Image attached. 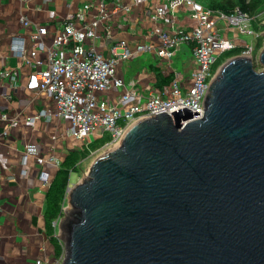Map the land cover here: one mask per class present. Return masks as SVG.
Masks as SVG:
<instances>
[{"label":"water","instance_id":"water-1","mask_svg":"<svg viewBox=\"0 0 264 264\" xmlns=\"http://www.w3.org/2000/svg\"><path fill=\"white\" fill-rule=\"evenodd\" d=\"M258 59L228 58L203 116L133 122L69 185L64 264H264V47Z\"/></svg>","mask_w":264,"mask_h":264},{"label":"crops","instance_id":"crops-1","mask_svg":"<svg viewBox=\"0 0 264 264\" xmlns=\"http://www.w3.org/2000/svg\"><path fill=\"white\" fill-rule=\"evenodd\" d=\"M101 1L109 11L118 2L128 4L130 9L117 10L102 21L99 36L79 46L71 42L69 48L85 50L95 45L108 55L110 45L118 39L127 40L132 47L140 42L156 44L154 30L158 27L189 31L196 25L186 6L175 12L174 20L167 7L166 17L158 19L156 8L165 5L163 0H0V264H36L38 259L54 262L63 253L59 228L47 213L49 188L73 151L86 150L106 136L97 135L82 145L70 132V117L55 114L54 97L39 91L32 82L33 64L45 60L46 55L40 51L36 58L30 56L34 44L30 36L37 26L45 25L49 33L44 40L50 43L69 14L88 2L97 7ZM96 12H89L88 20ZM23 16L30 24L22 22ZM107 27L111 28L112 38ZM218 28L226 38H230L228 33H232V38L239 34V29L225 19L218 20ZM16 38L24 40L32 63L12 52ZM245 41L240 36L239 43ZM193 67V44L182 45L171 60L161 58L154 50L136 54L118 66L125 85L110 89L104 98L118 103L122 92L134 88L136 94L122 103L127 107L144 103L154 90L169 96L177 76L186 91ZM29 145L36 149L32 154L27 151ZM43 173L48 174L47 181L42 178Z\"/></svg>","mask_w":264,"mask_h":264},{"label":"built area","instance_id":"built-area-1","mask_svg":"<svg viewBox=\"0 0 264 264\" xmlns=\"http://www.w3.org/2000/svg\"><path fill=\"white\" fill-rule=\"evenodd\" d=\"M146 2L149 0H138ZM165 5H158L156 17L165 18L168 14L166 7L171 12L174 20L175 12L182 6L189 9L191 18L196 25L189 31H180L158 27L154 30L158 42H140L132 47L127 40L118 39L110 45V54L101 52L95 45L85 50L69 48L71 42L85 43L89 38L100 35L102 21L108 20L117 10H129L128 4L116 3L112 11H109L104 1L96 7L94 3L88 2L78 8L75 13L67 16L63 28L56 33L50 43H46L44 37L49 33L48 27L39 25L31 34L34 42L30 53L36 58L38 53L43 51L45 60L35 62V69L32 73V82L39 91L53 96L56 103L55 114L58 116H69L71 119V134L87 145L95 136L109 137L108 143L113 145L119 143L124 137L129 126L145 117L156 116L158 112L172 111L187 107L196 113L201 111L197 119L203 116L205 109V98L209 91L212 78L217 72L214 66L220 55L228 50L237 47L243 49L242 54L254 55L255 46L247 41L239 43L241 34H254L250 28V15L239 7L233 13L227 14L221 10H215L197 0H163ZM93 9L97 12L93 19L88 20L87 14ZM225 19L230 25L239 29V36L226 38L221 35L223 30L218 28V20ZM22 22L30 24L28 18L23 16ZM76 22H79L78 26ZM175 27V25L173 26ZM110 27L106 28L109 37H113ZM193 44L194 67L191 74V82L187 90L183 91L177 76L173 81L172 91L169 96H164L160 90H154L146 98L144 103H138L124 107L123 101H127L136 94L134 88L122 92L118 103L107 100L104 94L112 88H121L125 81L118 73V66L136 54L154 50L165 59L172 57L181 49L184 44ZM255 56V55H254ZM28 58V49L25 46L21 56ZM134 83V82H132ZM103 96V97H102ZM184 121L183 123H186ZM34 145H29V154L35 152ZM42 178L48 180V174L43 173ZM68 200V199H67ZM67 205L63 207V213L53 224L59 228L60 222L65 215ZM63 253L54 262L38 259L36 264H64L65 246L61 239Z\"/></svg>","mask_w":264,"mask_h":264},{"label":"trees","instance_id":"trees-1","mask_svg":"<svg viewBox=\"0 0 264 264\" xmlns=\"http://www.w3.org/2000/svg\"><path fill=\"white\" fill-rule=\"evenodd\" d=\"M204 3L205 5L215 9L221 10L227 14L233 13L236 7H239L245 12L256 16L260 11L264 10V0H197ZM256 30H260L262 26L260 22L254 23ZM255 30V29H254ZM262 42H259V46ZM243 49L237 47L228 52L226 59L241 54ZM221 62H219L220 65ZM259 66V64H256ZM218 67V65L216 66ZM109 137L102 140L101 142H94L92 145L83 151H73L65 160V162L60 167L58 173L53 179L51 186L48 191L47 197V213L51 220L58 218L63 213V207L68 202V187L70 185L71 173L73 171L77 172L82 165L83 160H85L91 153V151L97 149L98 147L104 145L108 141ZM61 248V245H59ZM62 248L60 249L61 252Z\"/></svg>","mask_w":264,"mask_h":264},{"label":"rangeland","instance_id":"rangeland-1","mask_svg":"<svg viewBox=\"0 0 264 264\" xmlns=\"http://www.w3.org/2000/svg\"><path fill=\"white\" fill-rule=\"evenodd\" d=\"M237 8V7H236ZM249 13V12H247ZM250 18H251V21L249 22L251 27L255 33L254 34H241V39H245L247 40V42L249 43H252L254 44L255 46V50L253 52V54L255 55V63L256 64H259V59H258V56H259V53L261 52V50L263 49L264 47V27L262 26V28L260 30H256L255 26H254V23H259L261 25H264V10L260 11L256 16L250 14ZM239 32V31H238ZM229 34V37L232 38V33H228ZM239 36L238 35H234L233 37H237ZM258 41H261L262 44L259 46L258 44ZM231 51V50H228L226 51L225 53H223L222 55H220L217 59V62L214 66V70H216L215 68H218L220 67V65L225 62L226 60H224L228 54V52ZM219 62L220 65H219ZM179 61L177 60L176 61V64H178ZM218 65V67H216ZM257 69H261V65L259 64V66H256ZM113 146L112 143H109V144H105L101 147H98L97 149L93 150L90 155L85 159L83 160L82 162V165L80 166V169L79 171L75 172L73 171L71 173V179H70V185H73V184H76L78 183L79 181L83 180V178L85 177V175L88 173V170L90 168V166L92 165V163L96 160L97 157H99L101 154H103L104 152H106L108 149H110L111 147ZM68 204V202H67Z\"/></svg>","mask_w":264,"mask_h":264},{"label":"clouds","instance_id":"clouds-1","mask_svg":"<svg viewBox=\"0 0 264 264\" xmlns=\"http://www.w3.org/2000/svg\"><path fill=\"white\" fill-rule=\"evenodd\" d=\"M12 52L17 56H22L25 49V42L21 38H16L13 40L11 45Z\"/></svg>","mask_w":264,"mask_h":264}]
</instances>
